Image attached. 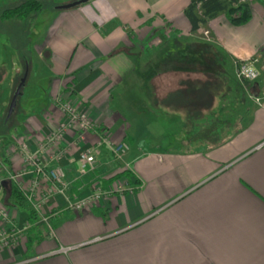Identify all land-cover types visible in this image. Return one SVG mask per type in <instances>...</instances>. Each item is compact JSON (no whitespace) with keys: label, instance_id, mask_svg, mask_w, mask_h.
Listing matches in <instances>:
<instances>
[{"label":"crops","instance_id":"1","mask_svg":"<svg viewBox=\"0 0 264 264\" xmlns=\"http://www.w3.org/2000/svg\"><path fill=\"white\" fill-rule=\"evenodd\" d=\"M77 1L30 16L42 14L37 52L48 75L44 102L15 130L14 148L35 149L55 130L60 98L130 146L120 160L98 151L96 170L81 178L76 159L84 145L70 131L61 162L67 196L86 197L93 182L106 187L124 171L129 186L82 212L56 196L36 220L24 201L0 189L8 214L0 232H17L15 243L7 238L9 246L0 247V264H264V0H248L251 18L243 25L221 14L196 32L184 16L189 0L63 8ZM204 32L208 38L200 39ZM250 58L258 59L259 78L241 82L235 66ZM150 115L169 116L173 150L132 151L133 125ZM94 141L85 135V146ZM11 151L8 172H16L21 161Z\"/></svg>","mask_w":264,"mask_h":264},{"label":"built area","instance_id":"2","mask_svg":"<svg viewBox=\"0 0 264 264\" xmlns=\"http://www.w3.org/2000/svg\"><path fill=\"white\" fill-rule=\"evenodd\" d=\"M257 63V58H250L237 63L235 66L236 78L241 82H255L260 75L256 68ZM53 104L62 116V120L55 130L44 137L35 149L23 143L11 151L12 154L19 157L21 168L16 172H7L5 179L21 193L23 201L29 209L35 214H41V211L52 199L61 196L66 200L67 209L82 212L127 189L129 178L111 183L106 187L101 186L99 181H95L90 187L88 196L83 198L76 195L67 196L68 183L61 162L70 153V146L65 143V137L70 131H75L78 134L75 144L84 145L79 149L76 159L78 174L81 178L96 170L98 151L107 149L115 159L120 160L129 152L130 146L125 140L113 141L107 131L103 130L85 112L80 111L70 102L58 98ZM86 134L95 136V141L90 146H85ZM128 190L132 192L133 189L129 188ZM0 217L4 222H7L8 214L1 207ZM41 220L46 225L48 234L52 235L53 229L48 225V217H42ZM8 231L11 230L4 228L0 232V247L9 246L7 238H10L12 243L16 242L17 232L12 230L8 235Z\"/></svg>","mask_w":264,"mask_h":264},{"label":"rangeland","instance_id":"3","mask_svg":"<svg viewBox=\"0 0 264 264\" xmlns=\"http://www.w3.org/2000/svg\"><path fill=\"white\" fill-rule=\"evenodd\" d=\"M24 1L0 0V14L2 11L12 9ZM38 1L45 11L55 4H60L59 2L65 3L69 0ZM247 3L249 4L248 0ZM41 15L38 16L37 20L31 18L24 21L0 19V179H4L9 171L6 153L13 149L17 142L14 136L15 130L20 129V123L35 114L37 108L44 102L43 90L46 88L48 72L37 52L39 37L42 33ZM199 38L207 39V32L201 34ZM22 81L20 95L12 113L8 116L10 102ZM220 82L213 85L212 92L214 94L220 93L222 89V82ZM197 87L198 90L203 91L202 86L197 85ZM168 117L150 115L146 118L142 117L139 122L135 121L133 133L138 136V139H135L136 141L132 144V151L136 153L140 150L146 154L148 151L158 153L173 150L167 147L169 145L168 139L170 135L176 132L174 129H169ZM128 118L132 120L131 117L128 116ZM3 165H5L4 169Z\"/></svg>","mask_w":264,"mask_h":264},{"label":"trees","instance_id":"4","mask_svg":"<svg viewBox=\"0 0 264 264\" xmlns=\"http://www.w3.org/2000/svg\"><path fill=\"white\" fill-rule=\"evenodd\" d=\"M42 4L38 0H25L20 5L7 9L1 12V20L17 19L24 21L41 11ZM224 15L228 22L234 26H240L247 23L251 18V12L247 0H189V4L184 10V16L189 23L190 31L196 32L201 27L205 26L208 21L216 18L219 15ZM125 176L130 177L128 171H124L108 180L104 181L103 185L108 186L112 181ZM6 182V187L3 188L2 184ZM0 189L3 192L10 193L12 199L16 201H23L21 193L15 186H10L6 179H2ZM30 219L36 220L34 212L29 213Z\"/></svg>","mask_w":264,"mask_h":264},{"label":"water","instance_id":"5","mask_svg":"<svg viewBox=\"0 0 264 264\" xmlns=\"http://www.w3.org/2000/svg\"><path fill=\"white\" fill-rule=\"evenodd\" d=\"M89 1H92V0H79V1H77V2H75L73 4H71V5H67V6H65L63 8H66V9L67 8H71V7H74V6H78L80 4L87 3ZM22 85H23V81L21 82V85L17 88L16 92L13 95V98H12V100L10 102V106H9V110H8V116L12 113V110L15 107V103H16V100H17L18 96L20 95V91H21ZM6 186H7L6 182H3L2 187L5 188Z\"/></svg>","mask_w":264,"mask_h":264}]
</instances>
